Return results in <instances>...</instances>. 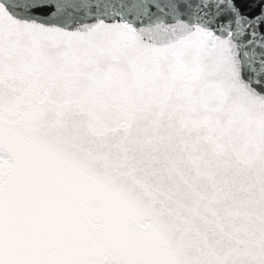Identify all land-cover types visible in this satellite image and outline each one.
Wrapping results in <instances>:
<instances>
[{"label":"snow or ice","instance_id":"snow-or-ice-1","mask_svg":"<svg viewBox=\"0 0 264 264\" xmlns=\"http://www.w3.org/2000/svg\"><path fill=\"white\" fill-rule=\"evenodd\" d=\"M0 264H264V0H0Z\"/></svg>","mask_w":264,"mask_h":264}]
</instances>
